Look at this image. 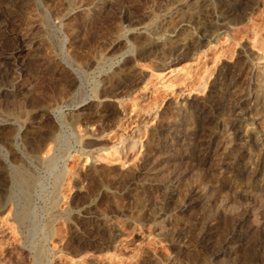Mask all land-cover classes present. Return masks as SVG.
Segmentation results:
<instances>
[{
    "label": "rangeland",
    "instance_id": "rangeland-1",
    "mask_svg": "<svg viewBox=\"0 0 264 264\" xmlns=\"http://www.w3.org/2000/svg\"><path fill=\"white\" fill-rule=\"evenodd\" d=\"M147 39L162 61L106 98ZM242 111L254 126L232 128ZM263 146L264 0H0V159L33 180L5 168L0 264H264V178L240 174Z\"/></svg>",
    "mask_w": 264,
    "mask_h": 264
},
{
    "label": "bare ground",
    "instance_id": "bare-ground-1",
    "mask_svg": "<svg viewBox=\"0 0 264 264\" xmlns=\"http://www.w3.org/2000/svg\"><path fill=\"white\" fill-rule=\"evenodd\" d=\"M180 15V14H179ZM192 18V17H191ZM198 25H199V23H198ZM201 25V24H200ZM203 27V26H202ZM187 29V28H186ZM199 29V28H198ZM202 29V28H201ZM202 32V31H201ZM135 33V32H134ZM141 32H139V34H140ZM137 34V33H136ZM137 36H138V34H137ZM144 36V35H143ZM128 37V36H127ZM138 38V37H137ZM210 38V37H209ZM143 39V38H142ZM145 39V38H144ZM169 40V39H168ZM177 40V39H176ZM208 40H210V39H208ZM159 41V40H158ZM170 41H172V42H170V44H172V47L170 48V46L168 47V48H170V55H177V49L178 48H180L181 47V43L179 44H177V43H174L173 42V39L172 40H170ZM175 41V40H174ZM178 41H179V39H178ZM183 41V40H182ZM185 41V40H184ZM128 42H130V41H127V43ZM180 42V41H179ZM210 42V41H209ZM131 43V42H130ZM161 43V42H160ZM133 44V43H132ZM161 44H163V43H161ZM188 44V43H187ZM157 45H158V42H157V40L156 39H147L143 44H141L139 47H140V50H139V52H138V54L135 56V57H132L131 58V61H128V66L127 65H125L126 67L124 68V69H121V70H119V71H117V72H115L114 73V75H112L111 77H110V79H112V80H114V82H115V90L114 91H110V92H108L106 95H105V97L106 98H109V97H111V96H113V95H117L118 94V91L120 90V89H122V88H126V87H128L131 83H132V80L134 79L133 77H134V66H133V64H134V62H137V61H142L143 60V58L145 57V56H147V57H152V56H155L156 54H155V48L157 47ZM165 45V44H164ZM167 45V44H166ZM183 46H185L184 44H183ZM164 47V46H163ZM165 47H167V46H165ZM134 48H136V46L135 45H133V49ZM186 48H188V47H186ZM163 49V48H162ZM205 49V48H204ZM166 50V49H165ZM180 50V49H179ZM178 50V51H179ZM185 51V50H184ZM175 53V54H174ZM168 54V53H167ZM164 55V54H163ZM169 55V54H168ZM157 56V55H156ZM146 58V57H145ZM155 58V57H154ZM156 60L158 59L159 61H162V59H159V56H157V58H155ZM176 59V58H175ZM174 60V59H173ZM126 63V62H125ZM122 68V67H121ZM65 75H66V80H67V84H65V86H61V87H59L57 84V86L56 87H54V89H53V91H52V93H54L55 95H63V93H65V92H67V91H69V90H71V89H68L69 87H68V81L69 82H72V84H73V81H74V76L72 75V74H66V72H65ZM133 78V79H132ZM77 79V78H76ZM108 80V79H107ZM230 80V79H229ZM224 81V80H223ZM231 81L232 80H230V83H231ZM111 82V81H110ZM76 83V82H75ZM108 83V82H107ZM235 83V82H234ZM48 84V83H47ZM53 84V83H52ZM62 85H63V83H61ZM71 84V83H70ZM111 84V83H110ZM109 84V85H110ZM113 84V83H112ZM49 85V84H48ZM45 86V85H44ZM51 86V84L49 85V87ZM75 86H76V84H75ZM105 86H107V85H105ZM262 86V85H261ZM48 86L47 87H45L44 89H43V91H44V93L46 94H48V92H50L49 91V88ZM53 87H51V88H53ZM110 87H111V85H110ZM131 87V86H130ZM223 87V86H222ZM231 87V86H230ZM49 88V89H48ZM106 88V87H105ZM104 88V89H105ZM112 88H113V86H112ZM220 88H221V86H220ZM220 88H219V90H220ZM47 89H48V91H47ZM107 89V88H106ZM105 89V90H106ZM226 89H227V87H226ZM111 90V89H110ZM229 90H230V88H229ZM122 91V90H121ZM120 91V92H121ZM228 91V90H227ZM226 91V92H227ZM237 91V90H236ZM70 92V91H69ZM104 92V91H103ZM221 92V91H220ZM222 92H223V90H222ZM234 92V91H233ZM261 92V91H260ZM123 93V92H122ZM217 93V92H216ZM70 94V93H69ZM218 94V93H217ZM261 95V94H260ZM51 96V95H50ZM97 96V95H96ZM262 96V95H261ZM101 97V96H100ZM103 97V96H102ZM249 97V96H248ZM250 98V97H249ZM40 99V98H39ZM48 101H50V100H52L51 99V97H47L46 98ZM111 99V98H110ZM103 100V99H102ZM101 100V101H102ZM232 100V99H231ZM107 101H109V100H107ZM111 101V100H110ZM99 102V101H98ZM93 104V103H92ZM262 101H258L257 100V105L258 106H262ZM52 105V104H51ZM99 105V104H98ZM256 106V105H255ZM99 107H101V106H99ZM247 108V107H246ZM52 109V108H51ZM54 109V108H53ZM85 109V108H84ZM93 109V108H92ZM97 109V108H96ZM249 109V108H248ZM94 110H95V108H94ZM174 111V114H177V115H179V114H181L183 111H184V107L183 106H177V107H175L174 109H173ZM48 111H49V108H48ZM96 111H98V110H96ZM40 112H41V110H40ZM42 112H43V110H42ZM44 112H46V111H44ZM51 112V111H50ZM49 112V113H50ZM56 112V111H55ZM82 113H83V111H81ZM85 112V111H84ZM92 112V111H91ZM90 112V113H91ZM99 112V111H98ZM93 113V112H92ZM91 113V114H92ZM239 113V112H238ZM80 114V113H79ZM85 114H87V113H85ZM96 114V113H95ZM43 115V114H42ZM81 116V115H80ZM181 116V115H180ZM179 116V117H180ZM200 116V115H199ZM43 117V116H42ZM80 118V117H79ZM81 119V118H80ZM254 120V119H253ZM72 121H73V119H72ZM177 121H179V120H177ZM163 122H165V121H163ZM171 122H172V120H171ZM170 122V123H171ZM76 123V122H75ZM165 124V123H164ZM187 124V123H186ZM244 124H246L247 126H254V122H251L250 121V119L248 118V113L247 112H241L240 113V115H239V117H238V119H236L234 122H233V124H232V128H239V127H241L242 125H244ZM148 125V124H147ZM173 125L174 126H178V125H180V124H177V123H173ZM145 126H146V124H145ZM229 128V127H228ZM252 129H254L253 127H252ZM154 130H156V129H154ZM226 130V132H227V129H225ZM224 130V131H225ZM231 130V129H230ZM235 130V129H234ZM171 131H173L172 129H171ZM253 131V130H252ZM140 133V132H139ZM175 133V132H174ZM27 134V133H26ZM141 134V133H140ZM195 134V133H194ZM224 134H225V132H224ZM229 134V133H228ZM245 134H247V133H245ZM253 134V133H252ZM139 135V134H138ZM137 135V136H138ZM154 135V134H153ZM91 136H93V135H91ZM155 136V135H154ZM194 136V135H193ZM244 136H246V135H244ZM252 136L253 135H251V138H252ZM27 137V136H26ZM227 138L222 142V144H220L218 147H217V149H215V150H213L212 152L215 154L214 156H216L217 157V159L216 160H218V169L220 170V171H223L224 172V170L226 171V169L228 170V168H227V166L229 165V161H227L228 159L225 157V156H227L226 155V152H228V150L230 149V147H231V145L233 144V141L234 140H232L230 137H231V134L230 135H228V136H226ZM233 137V136H232ZM242 137H243V135H242ZM25 138V137H24ZM28 138V137H27ZM37 138V137H36ZM120 138V137H119ZM136 138H139V136L138 137H136ZM90 139H92V138H90ZM234 139H235V136H234ZM96 140V139H95ZM158 140V139H157ZM156 140V141H157ZM86 141V140H85ZM96 141H98V140H96ZM139 141H141L140 139H138V140H135L134 141V139L133 138H131V139H128V138H121L120 139V143L119 144H121L122 145V148H121V153H124V151L127 149V148H129L130 150L129 151H133V150H135L136 149V147L138 146V142ZM254 141H255V139H254ZM149 143V142H148ZM152 143V142H151ZM84 144V143H83ZM153 144V143H152ZM148 145V144H147ZM147 145H146V147H147ZM149 145H150V143H149ZM155 145V144H154ZM95 146V145H94ZM99 146V145H98ZM34 148V147H33ZM94 148V147H93ZM113 148H115L116 150H120V148L117 146V145H114L113 146ZM112 149V148H111ZM153 150V149H152ZM254 150V149H253ZM16 152V151H15ZM15 152H11L12 154L11 155H15L16 156V154H17V152L15 153ZM222 152V153H221ZM30 153V152H29ZM96 155V154H95ZM149 155V154H148ZM261 156L260 157H258V160L257 161H255L254 162V160H252V158L250 157L245 163H244V168L243 169H241L240 170V174H244V173H246V172H251L252 174H253V177H254V179L255 180H260V179H262V178H264V146H263V148H262V154H260ZM223 156L225 157V158H223ZM245 156V155H244ZM30 157H33V156H30ZM38 157V156H37ZM126 157V156H125ZM147 157H150L151 158V156H147ZM146 157V158H147ZM220 157V159H218ZM8 158V157H7ZM5 159V160H2V157H1V159H0V183H1V190H0V212L1 211H3L9 204L11 205V208L12 209H14V220L16 221V222H18V217H19V215H20V213H19V211H18V207L14 204V202H13V195H11L12 194V184H13V178H12V175H11V173L10 172H6V170H5V168H7V165L9 164L10 165V167H12V171L14 172V173H16L19 177H21L22 179H20V182H21V184H23L24 185V187L27 189V190H30V188L32 187V183H33V180H32V177H31V174L30 173H28L27 172V170L25 169V166H22L21 164L18 166L17 165V163H15V161L13 160L12 161V159H11V161H9V159ZM97 158V157H96ZM4 159V158H3ZM34 159V158H33ZM42 159V158H41ZM254 159V158H253ZM215 160V161H216ZM146 161V160H145ZM149 161H151V160H149ZM152 162V161H151ZM229 162V163H228ZM217 163V162H216ZM147 164V163H146ZM151 164V163H150ZM215 164V163H214ZM232 164H234V163H232ZM8 165V166H9ZM149 165V164H148ZM14 168V169H13ZM8 169V168H7ZM150 169V168H149ZM149 169H148V171H149ZM15 170V171H14ZM151 171H153L152 170V168H151V170H150V172ZM149 172V173H150ZM155 172V171H154ZM248 174V173H247ZM16 176V175H15ZM94 177V176H93ZM252 178V177H251ZM264 181V180H263ZM175 187V186H174ZM177 187V186H176ZM138 188V187H137ZM169 188V192H170V196H174L175 194H176V189L175 188H173V186H169L168 187ZM168 190V189H167ZM172 198V197H171ZM229 203H226L225 205H224V207H227V206H229L228 205ZM134 217V216H133ZM167 219H168V216H167V214L165 213V212H161L160 214H158L156 217H155V221L154 222H156V224L157 225H159L161 228H165V226H166V223H167ZM41 248V247H40ZM40 250V249H39ZM39 254H42V251L40 250L39 251Z\"/></svg>",
    "mask_w": 264,
    "mask_h": 264
}]
</instances>
